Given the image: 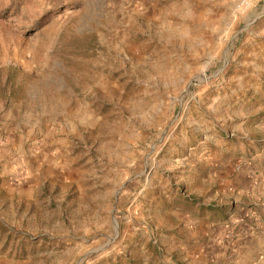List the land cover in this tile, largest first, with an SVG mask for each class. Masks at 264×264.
I'll use <instances>...</instances> for the list:
<instances>
[{
    "label": "rangeland",
    "instance_id": "obj_1",
    "mask_svg": "<svg viewBox=\"0 0 264 264\" xmlns=\"http://www.w3.org/2000/svg\"><path fill=\"white\" fill-rule=\"evenodd\" d=\"M0 264H264V0H0Z\"/></svg>",
    "mask_w": 264,
    "mask_h": 264
},
{
    "label": "built area",
    "instance_id": "obj_2",
    "mask_svg": "<svg viewBox=\"0 0 264 264\" xmlns=\"http://www.w3.org/2000/svg\"><path fill=\"white\" fill-rule=\"evenodd\" d=\"M217 1H221V0H217ZM259 1H263V0H235V3H236V7L239 10H245Z\"/></svg>",
    "mask_w": 264,
    "mask_h": 264
},
{
    "label": "crops",
    "instance_id": "obj_3",
    "mask_svg": "<svg viewBox=\"0 0 264 264\" xmlns=\"http://www.w3.org/2000/svg\"><path fill=\"white\" fill-rule=\"evenodd\" d=\"M213 109V107L211 108V110Z\"/></svg>",
    "mask_w": 264,
    "mask_h": 264
}]
</instances>
